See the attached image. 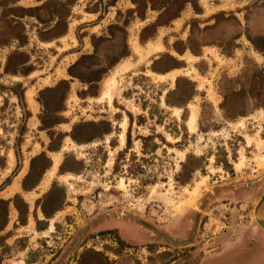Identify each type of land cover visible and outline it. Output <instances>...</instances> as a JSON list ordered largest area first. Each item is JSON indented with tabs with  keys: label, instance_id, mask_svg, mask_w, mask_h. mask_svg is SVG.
Instances as JSON below:
<instances>
[{
	"label": "rangeland",
	"instance_id": "374dc122",
	"mask_svg": "<svg viewBox=\"0 0 264 264\" xmlns=\"http://www.w3.org/2000/svg\"><path fill=\"white\" fill-rule=\"evenodd\" d=\"M45 1L0 0V197H4L2 191L7 189V194L12 190L8 186L27 161L20 185L34 156L45 152L51 160L42 180L55 153L61 152L48 188L31 196V211L41 220L39 225L33 223V215L26 225L16 224L14 233L26 241L3 250L1 264H197L204 254L220 250L217 244L225 236L230 240L240 228L248 230L249 237L253 230L264 231L254 218L264 195V52L255 50L248 39L256 38L264 48V0H192L194 3H186L177 18L159 26L144 43L139 41L140 30L155 20L156 10L147 8L142 20L136 13L128 15V10L135 8L131 0H58L67 1L63 6H55L57 0H52L33 11L38 15L16 16L21 11H12L15 6H39ZM56 10L64 14L59 22L53 15ZM115 23L122 27L110 32L108 26ZM63 30L64 35L55 37ZM40 34L50 40H42ZM92 35L106 39L100 42L96 58L83 62L81 72L86 76L90 69L108 66L124 44L129 55L102 73L90 88L70 76L67 69L80 56L93 54ZM175 41L191 42L200 55L188 49L177 53L172 47ZM149 42H161L165 49L154 55H147V49H140V54L135 51ZM187 53L196 58L189 59ZM162 54L176 61L166 56L158 68L178 62L185 73L176 78L182 76L196 85V94L184 107L165 103L166 92L175 88L176 78L172 81L169 75L159 78L152 73L151 64ZM141 55L144 58L136 68L117 78L121 83L112 105L108 99L97 100L105 79L116 67L124 60L137 62ZM9 56L13 63L26 61L18 68L30 72L6 73ZM61 79L69 81L60 113L66 122L53 129L68 133L76 122L104 121L111 131L86 144L64 136L60 149L49 151V137L39 130L42 108L36 97L40 89ZM180 87L183 90L184 83ZM211 88L219 96L217 103L210 96ZM30 91H34V101ZM77 92H85V98ZM191 103L197 106L196 130L188 126ZM228 111L236 112L235 117L227 118ZM180 152H185L184 158ZM65 155L83 161L82 173H59ZM188 155L202 167L189 174L187 183L180 184L176 175ZM8 178L10 184L5 185ZM30 180L36 181V174ZM41 180L31 191L39 192ZM51 187L49 196L36 206V200ZM26 193L20 187L18 194L23 200L30 199ZM41 205L52 210V220H44ZM257 216L264 222V199ZM119 220L145 230L126 225L123 234L129 237L124 238L137 242L149 237L150 241L129 242L127 248L114 244L102 232L112 230L123 239L118 225L102 226ZM44 222L49 228L42 233L37 226ZM220 234H224L220 241H208ZM255 253L249 252L233 264H264V249Z\"/></svg>",
	"mask_w": 264,
	"mask_h": 264
},
{
	"label": "trees",
	"instance_id": "16d2710c",
	"mask_svg": "<svg viewBox=\"0 0 264 264\" xmlns=\"http://www.w3.org/2000/svg\"><path fill=\"white\" fill-rule=\"evenodd\" d=\"M135 4V8L128 10V15H132L133 13H136V16L142 20L145 19V12L147 8H150L152 10L158 11V15L155 18L154 21L148 23L144 27L141 28L139 33V41L141 43L146 42L148 39L152 38L157 31V28L159 26H166L170 23L171 20L177 18L179 16V13L183 9L184 5L188 2L194 3L192 0H131ZM52 4V0H46L43 4L39 6H31V7H22V6H15L12 8V11L20 10V14H15L16 16H24L26 14L28 15H38L35 14L33 11L39 10L41 8H44L45 6ZM55 6H63L67 4V1H55L53 2ZM195 6V4H193ZM54 12L53 15L57 17V21L61 20L63 18L64 14H59ZM34 13V14H33ZM118 14H120V11H118ZM219 15V14H218ZM216 17V15L214 16ZM213 17V18H214ZM125 25V23H124ZM122 26H119L118 24H110L108 26V30L112 32L113 29L120 28ZM123 30V29H122ZM66 33L65 30L59 32L55 37L62 36ZM42 40H50V38H45L43 34L39 35ZM105 36H91L92 45L94 46V52L91 55H82L80 56L73 64H71L67 72L70 76L79 79L81 82L90 84V88H93L94 82L98 81L100 79V75L108 68H110L112 65H114L121 57H126L129 55V50L126 44H124L122 51L118 53V57L114 59L112 62H109L108 66H99L97 68L90 69L88 71L89 75L86 76L83 72H81V67L83 66V62L88 59H94L97 56L99 44L101 41L105 40ZM248 39L253 44L255 50L259 52H264V48L260 46L257 42L256 38H253L251 36H248ZM259 39V38H258ZM191 42H187V44H184L182 41H175L172 45L173 49L179 53L183 54L185 50H190L195 55H200V51L192 44ZM227 55H230V52H224ZM169 57L171 59H175L169 54H162L158 59H155L153 63L151 64L150 68L154 72L158 73H164L172 68H180L181 65L178 62H175L173 65L165 68L160 69L156 65L160 62H162L165 58ZM176 61V60H174ZM26 61H21L17 63H13L11 61V56L8 57L7 63L5 65V72L11 73V74H17L21 73L23 75H27L30 71L28 69L20 70L18 68L19 65L24 64ZM88 69V68H87ZM261 73H259L260 75ZM261 77L264 78V72ZM184 83V89L181 90L180 84ZM196 85L194 82H192L189 79H186L182 76H178L176 78V85L175 88L172 90H168L166 92V98L165 103L168 106H181L184 107L186 105V102L188 99H190L194 94H196ZM69 91V81L66 79L59 80L54 86H46L38 91V95L36 97L37 101L41 105V113L38 116L40 125L39 130H44L46 134L49 137V143L47 145V150L49 151H58L61 146V142L64 136H69L76 144H86L89 142H92L93 139L102 136L103 134H107L111 131L110 124L108 122L104 121H98V122H87V121H79L72 125L71 130L68 133H64L61 131H56L53 128L63 122H66L65 118L60 115V113L64 110L65 101L67 99ZM85 92H77L78 96L81 98H85L84 95ZM179 93L177 97L179 98H172L173 94ZM91 96H96V93H89ZM20 99L23 98L22 95H19ZM224 104L227 102V95H224ZM264 106V104H262ZM29 114V112H26ZM242 113V111H241ZM236 112H227L226 117L229 119H232L235 117ZM29 116V115H28ZM191 156L188 155V159L181 164V171L176 175V179L180 184H185L188 182L187 177H189V174L193 173L194 171L200 169L202 166L198 163L197 160H194V162L191 161ZM40 163V164H38ZM223 163V162H222ZM51 160L46 156L45 152H41L40 154L34 156L31 159L30 162V170L28 174L23 178L22 181V187L24 190H30L34 186H36L42 176V174L45 172L46 169L50 167ZM224 164V163H223ZM84 168V164L82 160H77L74 156L65 155L62 163L59 167V173L63 174L66 172H72V173H82V170ZM33 174H36L37 180L31 182V176ZM9 178L6 180L5 185L9 184ZM52 191V187L50 190L43 195L42 198L36 200V206L39 204V202L44 198L46 199L47 196H49L50 192ZM12 201L14 207L18 211V222L20 225H25L27 223V217H28V204L23 200L20 194H15L13 198L10 200H4L0 199V229H2L7 221V206L8 203ZM42 213L45 217V219H49L52 217V210L48 211V209L45 208L44 205H41ZM34 214V212H33ZM36 219L37 225H39L40 221ZM39 230L46 228V222L43 223V226H37ZM115 233L112 230H107L102 233ZM117 236V235H116ZM118 243L122 246L125 245V242L117 236ZM2 260V253L0 254V261Z\"/></svg>",
	"mask_w": 264,
	"mask_h": 264
},
{
	"label": "crops",
	"instance_id": "0c3cea01",
	"mask_svg": "<svg viewBox=\"0 0 264 264\" xmlns=\"http://www.w3.org/2000/svg\"><path fill=\"white\" fill-rule=\"evenodd\" d=\"M175 69H181V68H174V69L169 70V72L167 71V73L164 72V73H156V74H168V73H170L171 71H173ZM181 70H182L181 73H185L184 72L185 69H181ZM53 163H54V161H53ZM24 169H25V171H24L23 175L26 172L27 164H25V166H23L20 169V171H19L18 175L15 177L13 183L10 186H8V188L12 187V190H10V192L7 193V194H5L7 189L2 191V193H4L3 194L4 197H0V199L10 200L11 198H13V196L15 194L19 193L20 187L22 188V190H24L23 187H22V183H21V185L19 183V180H20V178L23 175L20 178H19V176L23 172ZM51 169H52V167L47 171V173L45 174V177L42 178V180L40 179L41 182L39 184V187H40L39 188V192L31 191L32 189L25 190L26 192H28L26 194H28V196L30 198L29 200L24 199V201L28 204V211H29L28 217H27V223L31 222L30 216L33 215V212H32L33 210H32V206H31L32 203L31 202H32V200L34 198H31V196H32V194H39L41 191H43V183H44V181L46 179H48L49 171ZM64 176H66V175H62V177H64ZM52 177H49L50 181H51ZM11 193L13 194V196H11L12 195ZM40 213L43 215L42 210H40ZM33 217H34V215H33ZM43 217H44V215H43ZM44 220H52V217L49 218V219H45V217H44ZM39 221H41V220H39ZM33 223H35V226H36L35 217L33 219ZM16 224L17 225L19 224V222H18V211L14 207L12 201H10L8 203V206H7V221H6L5 225H4V227L2 229H0V254L3 252V250L5 252V250L7 248L11 249L12 246H15L13 244H19L20 241H23V242L26 241L23 236H20L19 234L17 235V234L14 233V230H16V228H17ZM130 224H133V223H131L129 221H119V223H117V224L116 223H114L112 225H106L105 224V225L102 226V228L103 229H109V228L116 227L115 225H118V228H119L121 236L123 237V239L125 241L130 242V243H145V242L150 241L149 237L147 239L139 240L137 242H131L128 239L124 238V236L125 237H129V236H126V235L123 234V227L126 226V225L129 226ZM133 225L137 228V226L135 224H133ZM22 226H24V225H22ZM48 228L49 227H47V225H46V228L39 230V232L43 233ZM233 235H235V234H233ZM233 235L231 236L232 238H230V240H228L229 238L226 239V237H228V236H225V240H223V241L219 242V244H217V247H220V250L214 251L211 254H204L203 257H201V259L199 260V262L197 264H233L234 262L239 261V260L243 259L244 257H248L249 256V252H252V253L256 252L257 253V252H259V250L262 251V249H264V231L253 230V234L251 235V237H249L250 236L249 231L246 230L245 228H240V230H238V234H236L235 236H233ZM223 237H224V234L216 235L214 237H210L208 239V241H210V242H212V241H220V239H222ZM12 240H13V243L10 244V242ZM24 248H25L24 246L20 247L21 250H23ZM256 253L254 255H256ZM2 260L0 261V264L2 263ZM16 263H19V262H16Z\"/></svg>",
	"mask_w": 264,
	"mask_h": 264
},
{
	"label": "bare ground",
	"instance_id": "6f19581e",
	"mask_svg": "<svg viewBox=\"0 0 264 264\" xmlns=\"http://www.w3.org/2000/svg\"><path fill=\"white\" fill-rule=\"evenodd\" d=\"M140 49H142V50H146L147 49V55H154V54H157V53L163 51L165 49V46L161 42L158 45L152 44L151 42H149V44L146 47H144V48L142 46H137L135 48V51L140 54L141 53ZM207 51L210 52V51H213V50L212 49H207ZM187 55L189 56V59L190 58H192V59L196 58L195 56H193L190 53H187ZM143 58H144V56L141 55V58L138 59L137 62H132L130 60H124L123 62H121L116 67V70L113 72V74L111 76H109L107 79H105L104 85H103V90L100 93L99 97L96 98V99L99 100V101H104L105 99H108L109 104L112 105L114 96H115L116 91H117V86L121 83V82L118 81L117 78L122 76V74L132 70L133 68H136V66H138L141 63ZM62 70L63 69H60V70H58V72L60 73V72H62ZM181 72H182L181 69H175V70L171 71L168 74H157V75H158L159 78H165L166 76L169 75V76L172 77V81H174L176 76L178 74H180ZM152 73H154V72H152ZM190 73L191 72L188 71V74H190ZM154 74H156V73H154ZM202 79L205 80V81H208L210 83V80L206 79V77H202ZM201 85H202V83H201ZM209 92H210L211 98L217 103L219 101V96L214 92V90L212 88H211V90ZM33 94H34V91H30L29 92L30 99L34 101ZM190 107H191V115H190V118L188 120V126L190 127L191 130H196V125H197L196 122H197V117H198L197 106H195L193 103H191ZM35 111H37L36 107H35ZM242 123L243 122H240L239 125L242 124ZM126 125H127V120L125 119L122 122V127H123L124 131L126 130ZM121 138H122V143L124 144L125 143V134L124 133L122 134ZM67 140H71V139L69 137H67ZM180 153H181V157L184 158L185 157V152H180ZM10 157H11L10 164H11V167H12V166H14V158H13L12 153H11ZM53 160H54V163H53L52 169L49 171L48 179H46L44 181V183H43V191H45L48 188L49 184H50L49 177H52L56 173V170H57V168L59 166V163L61 161V152L56 153L54 155V157H53ZM27 163H28V161H27ZM24 171H25V169L20 174L19 178L23 175ZM15 264H19V263H15Z\"/></svg>",
	"mask_w": 264,
	"mask_h": 264
},
{
	"label": "flooded vegetation",
	"instance_id": "af4514ba",
	"mask_svg": "<svg viewBox=\"0 0 264 264\" xmlns=\"http://www.w3.org/2000/svg\"><path fill=\"white\" fill-rule=\"evenodd\" d=\"M107 221V220H106ZM105 221V222H106ZM119 221H126V220H119ZM108 222V221H107ZM130 222V221H129ZM132 223V222H131ZM134 224V223H133ZM137 227H139V229H143L142 227H140V226H138V225H136ZM148 226V225H147ZM150 227V226H149ZM118 228V227H117ZM126 230V229H125ZM144 230V229H143ZM129 231H130V229H129ZM145 231V230H144ZM147 233V232H146ZM104 234V236H106L107 235V237H109V239L111 240V241H113V243L114 244H116V245H120L119 243H118V239H117V236H116V234L115 233H111V232H109V233H103ZM166 237V236H165ZM120 238V237H119ZM120 239H122V238H120ZM167 239H169V240H172V239H170V238H168L167 237ZM123 240V239H122ZM124 242H125V245L124 246H122V248H127V247H129V245L127 244V243H129V242H127V241H125V240H123Z\"/></svg>",
	"mask_w": 264,
	"mask_h": 264
},
{
	"label": "water",
	"instance_id": "95a60500",
	"mask_svg": "<svg viewBox=\"0 0 264 264\" xmlns=\"http://www.w3.org/2000/svg\"><path fill=\"white\" fill-rule=\"evenodd\" d=\"M263 199H264V195L262 196V199H261V201L259 202V204L262 202ZM259 204H257V206H256V208H255L254 218H255L256 222H257L260 226H262V227L264 228V222L261 221V220L258 218V216H257V208H258Z\"/></svg>",
	"mask_w": 264,
	"mask_h": 264
}]
</instances>
